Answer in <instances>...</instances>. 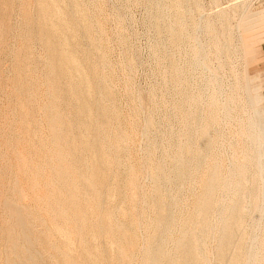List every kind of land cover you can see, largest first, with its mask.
<instances>
[{
  "label": "bare ground",
  "instance_id": "bare-ground-1",
  "mask_svg": "<svg viewBox=\"0 0 264 264\" xmlns=\"http://www.w3.org/2000/svg\"><path fill=\"white\" fill-rule=\"evenodd\" d=\"M5 1L6 2L0 0V7L2 10L7 6L9 7L11 0ZM150 1L153 4L150 6L151 14L148 17L153 27L158 31V33H155L161 36H167V40L174 41L175 44L173 43V45H176L178 49L181 48L182 44H187L184 42L188 40H186V38L195 27H190L189 24H186L188 21L186 20V9L189 8L188 6H191L189 3L190 1L157 0L158 3H154L152 0ZM34 2L35 9L32 8L33 10L31 11L25 10L27 12L29 11L27 16L30 17H28L29 19H25L26 21L21 24L28 25L32 23V25H34L33 23L37 21L39 24L35 23L39 25V32L37 33L36 30L34 31L36 34H30L26 31L25 26H20L19 24L20 31L18 33L22 35L21 38L19 37L20 40L23 37L25 40L37 42L42 47L41 50H44V53L43 56L40 54V57L34 58L35 60L30 64H27L28 61H30L29 59L27 63L24 59V61L18 63V67H28L27 71L31 75L40 73L43 87L40 89L35 87V89L33 85L26 86L27 84L24 85L23 82L25 79L22 81L19 76L16 77V80L14 79L16 81H14L15 86H13L15 90L12 93L20 94V96L22 95L23 97L21 98L26 99V101L33 99V96L39 93V91L45 92L44 94L48 96L46 99L47 101L45 100L46 102H44V107H42L47 113H45L47 115L46 120L43 121L42 124L44 128L49 130V132L46 130L48 132L47 140L43 139V135L38 136L35 134L34 136L37 139L38 147L48 149L49 151V154L47 153L48 151L45 153V160H42L43 162L40 164L41 168H43L46 173L41 171V176L38 177V188L50 194L49 197H44L47 198L45 207L50 209V219L56 223L65 222V220L68 219L74 230L83 233L84 245L81 244L79 250H76V241L73 239L74 237H71L70 231L66 233L63 231L64 233H62L60 230L61 227L59 228L58 225L56 228L48 227L43 230L42 233H38V229H35V224L43 223L45 217L37 213V210L29 211L27 209L26 205L22 202L23 192L20 178L15 176L13 177L14 182L12 186L6 187L5 185H1L0 187V193L1 196L3 195L2 198L4 200V202H2L4 203L3 205H5L3 208H5L4 210L7 213V215L5 214L4 216L6 224L1 229L3 237L0 242V264H47L45 255L40 250V243L52 247L51 254L56 258L58 256L65 257L64 261L57 260L56 264H133L135 256V244L133 239L137 235V229L134 230V227H136L134 225L136 223L134 220L131 221L130 218L121 221L118 217H120V215L129 217L128 214H130L129 211L135 199L131 197L129 193L124 194L126 191L123 189L124 186L118 185L119 181H117V183L115 182V180H121V178H133L135 176V171L133 170L135 165L132 161L133 158H131L132 152L130 153L132 146L123 142L124 136L127 135V127L123 124L125 115L121 108L122 106L120 107L118 103L119 100L117 101L118 96L115 98V87H112L110 84V75L114 76V72L107 70L109 66V60L107 61L108 55L104 52V45L101 44L104 31H100V33L96 35L92 34V30L95 29L96 23L99 22V18H97L95 14L91 16L89 12L91 10L90 6L98 9H102L103 7L100 4V0H35ZM66 8L69 10V17H67L68 12L65 13V11H67ZM34 12L36 14L32 16L30 13ZM169 18L170 20L173 19V22L177 21L178 24L174 27H168L167 24H170L168 23ZM225 18L223 22L225 24L224 26L227 28L229 20ZM146 19L148 20V18ZM3 22L6 23L7 19L6 22L5 19ZM209 26H211V24ZM212 26L214 28V24H212ZM36 27L37 26H35V29H37ZM33 28L32 30H35ZM241 29L238 33V37L242 43V48L237 47L244 58V71H232L235 80L232 83L229 82L230 92L227 93L229 95H226L227 98H225L226 102L231 100L232 102L229 101V103H234L236 106L229 108V104H225L223 99L225 95L222 96V93H224L222 92L224 83L219 77L220 74L217 72L213 73L215 85H209L212 86V90H214L210 91L207 98V103L209 104V107H207V114L205 113L206 110L203 109V98H201V94H198L199 91L188 90L185 101L191 103L194 109L182 123L183 131H181L184 132L185 139L180 140L176 144L177 146L172 153L165 152L164 156L161 157L162 159L158 162L155 161L156 165L150 168L149 176L153 178V190L156 191L157 198L153 197L156 198V200L151 203L153 208H150L151 211H148L149 213L147 214L149 226H153V229L151 228L153 233L151 236L148 235L147 245L146 247L144 246L145 253L146 251H148V255L150 253V263L146 261L147 263L144 264H211V256L215 257L219 264H263L264 96L260 84L258 83V85L255 83L258 79V71L255 68L256 57L254 50L246 46L247 34L243 28ZM2 36L0 35V37ZM4 38L6 39V37ZM162 38L166 39V37ZM168 38H170V40ZM197 43L195 40V43L191 44L194 49L193 56H186L188 58L184 60L186 61L185 64L187 63L193 70L204 65V60L206 59L205 49L207 46L198 45L200 42ZM191 45L189 44V46ZM6 46L7 48L5 47L3 50L14 54L13 47L9 48V44ZM222 48L221 51L218 50L220 52L217 53V57H223V54H225L224 52L228 51L227 49V51L222 52ZM27 49L32 51V48ZM125 49L127 48L125 47ZM189 49L191 50V48ZM231 51H228V53ZM28 53L29 52L26 54L28 55ZM18 58H21V56ZM175 58L176 57H174L173 61L171 60L174 77L179 69V65L176 64L177 61ZM18 75L21 74L19 73ZM186 79L184 78V80ZM26 82L27 81H25V83ZM224 94H226V92ZM132 96L134 97V95ZM16 99L15 97V101ZM17 102L22 103L24 101L18 100ZM230 106H232V104ZM30 109L32 110V108ZM22 111L18 112L14 117L18 122H22V127L16 129L13 128L12 125V135L10 134V137L7 136L9 139L3 138L7 143L9 140L16 138V131L27 130L28 121L29 123L35 121L33 119L27 120L26 117L23 118L22 115L24 111L23 113ZM33 111L34 110H32V112ZM222 112H224V120L230 122L234 117L240 120H238L239 129L237 128L235 135L241 136V142L243 143V147H240L239 150L234 148L233 155L231 156L232 159L228 157L229 160L226 161L228 162L227 166H225L226 164L224 165L225 161L223 159L222 162L224 163L221 162V158H219L217 152L226 145L230 146L234 143H226L224 139L222 142L220 141L221 143L219 145L218 139H221V137L224 138L225 136H223V134H225V128H222V121L220 122L222 118L219 119V116H222ZM35 119L39 122V119ZM8 125L10 126V124ZM161 129L162 128H160V131H162ZM36 130L38 132L37 128ZM160 131L158 128V132ZM165 133L167 134V131ZM155 138L157 137L155 136ZM237 139L239 138H236V140ZM12 145L14 144L12 143ZM22 146L24 147L23 144ZM236 146L238 147L239 144H236ZM29 148H31V146ZM226 152L227 151H225V153ZM152 157L149 155L150 160ZM170 161L174 163L172 168L168 167ZM32 165L34 164L32 163ZM186 167L190 169L188 170ZM169 174H171V178H168ZM8 177H11V174ZM2 180L5 181V179ZM191 180L198 181L199 183H197L200 184L199 187L204 189L201 196L196 199V202H193L194 209L191 210V213H194V220L189 222L188 218L185 219V216L182 215V217H178L177 219H173L171 216L173 220L171 221L169 219L171 222H166L167 218L170 216L169 213H172L171 210L173 207V202H171L172 200L170 201L171 198H169L170 193H168L171 183L184 192L187 182ZM4 181H2V184ZM136 188L137 185L135 184V189ZM171 197L174 196L171 195ZM86 198L88 201L85 202L84 200ZM122 198L127 199L128 202L123 203ZM147 201L149 202L151 200ZM91 204L95 206L92 209L90 208ZM178 207L180 209L178 211L184 214V208L181 207V205ZM217 214L222 215V218H224L220 220L219 223L217 221L218 224L215 223V219L218 217ZM189 216H191V214ZM34 220L37 223H34ZM95 220L99 224L97 231L98 235H101L102 238L101 242L98 244H96V242L94 243V240L92 241L94 238H92V232H89L91 225H95ZM113 220H115L114 230L113 232H109L108 226L106 225H111ZM132 230L134 231L133 238V233H130ZM58 231L61 232H59L58 235H62V237L59 236L61 237V239H59L61 242H57L56 239H51V236ZM94 233L95 232H93V234ZM170 244H172L171 247ZM171 248L174 254L177 255V258L172 254Z\"/></svg>",
  "mask_w": 264,
  "mask_h": 264
},
{
  "label": "rangeland",
  "instance_id": "rangeland-1",
  "mask_svg": "<svg viewBox=\"0 0 264 264\" xmlns=\"http://www.w3.org/2000/svg\"><path fill=\"white\" fill-rule=\"evenodd\" d=\"M3 1L6 2L5 0H3ZM34 1L35 0H11L10 1L11 6L9 5V7L7 6L3 10L0 7V9L2 10V11L0 10V35L1 36L4 35V36H2L3 38L0 37V67H1L0 68V84H1L0 85V138H1L0 139V187H1V185H5L6 187L12 186L13 182H14L13 177H15V176L19 177L22 192H23L22 202L26 205V207L29 211L37 210V213H39L41 216L44 215L43 217H45V221L43 223H40V224L35 222V220H34V223L38 224V225L35 224L36 225L35 229L36 230L38 229L37 232L42 233L43 230H45L46 228H48V227L56 228L58 225L59 228L61 227L60 230L62 231V233H64V232L66 233L67 231H70L71 237L72 238L74 237L73 239L76 241L75 242V248H76V250H79V248H80L79 246L81 244L84 245L83 233H81V231L74 230L68 219L65 220V222H58V223L51 220L50 214H49L50 209H47L45 207V205H46L45 202H46L47 198H44V197H49L50 194H48L47 191L44 192L38 188V186H39L38 177L41 176L40 175L41 171H44V173H46V171L43 168H41L40 164L43 162L42 160H45V153L48 151V149L39 148L37 145V139L34 136H35V134H37L38 136L43 135V139L47 140V135H48L49 130H47L46 128H44V126H42L43 121L46 120V116H47L46 114L47 113H46L45 109H43L42 107H44V104H45L44 102L47 101L46 99L48 98V96H47V94H44L45 92L39 91V93L36 94L37 96L35 95V96H33V99H31L30 101H28V100L26 101V99L21 98V97H23L22 95L20 96V94H13L12 93L15 90V87H13V86H15L16 77H19V76L22 79V81L25 79L23 82H24V85L27 84L26 86H32L33 85V87L34 88L36 87L37 89H40L43 87L42 86L43 81L41 79L42 77H41L40 73L32 74L33 75L32 76L27 71L28 67H18V63H21L22 61H24V59L26 60V63L29 59L30 61H28L27 64H30L33 60L40 57V54L43 56V53H44V50H41L42 47L37 42L25 40L23 37L20 40L22 35L20 33H18L20 31V28H19L20 26H25L26 31L30 34H34V33L36 34V32L37 33L39 32V25H37V24H39V22H37V21H35L37 24L34 22L33 23L34 25H32V23H30V24H28L29 26L25 25V24H23V25L21 24L24 21H26L25 19H29L28 17H30V16H27V13L29 11L33 10L32 8H34V3H35ZM138 1L137 0H100V4L103 8L101 7L102 9H98L96 7L93 8V6H90L91 10H93V11L90 10L89 12H90L91 16H93L95 14V16L97 15L96 17L99 18L98 19L99 22L96 23L95 29L92 30V34L96 35L97 33L99 34L100 31H104L103 32V34H104L103 38L101 39V44L104 45L103 46V48H105L104 52L108 55L107 61L109 60L108 61L109 66H108L107 70L114 72L113 73L114 76L110 75L111 81L110 80L109 81H110L111 86L115 87L114 88L115 98H117V96H118L117 101L119 100L118 103H119L120 107L122 106L121 108L123 109L124 115L126 116V117L124 116V120H123L124 123L123 124H124V126L127 127V129H126L127 135L124 136L123 142L126 143L127 145L132 146L130 149L131 150L130 153L132 152L131 158H133L132 161H133V164L135 165L133 167V170L135 171V176L133 178L132 177H127V178L125 177V179L121 178V180L120 179L115 180L116 183H117V181H119L118 185L125 187V188L123 187V189H125V191H126V192H124V194L129 193L131 195V197H133L135 199V201L133 202V205H132L133 208L132 207L130 208V211H129L130 214H128L129 217H127V216L124 217V215H120V217H118V219L121 221H125V219L127 220V218H130L131 221L134 220V222L136 223L134 225L136 227H134L135 229L134 228L133 229L134 230L137 229L136 234L138 236L137 235L135 237L133 236L134 235L133 230H132V232H130L131 234L133 233L132 238L134 237L133 241H134V244L136 245V246L134 245L135 256H134L133 264H144V263H147L150 261V256H149L150 253L148 255L147 254L148 251H146V253H145L144 249L147 245L146 244L147 238L149 236H151L153 233V230H151V228L153 229V226H149L150 224L148 222V217H147L148 215L147 214L151 211L150 208H153L152 207L153 205H151V203L155 202V200L157 198L156 191L153 190L154 189L153 188V186H154L153 185V178L151 176H149L150 168L153 165H156V162H158L160 159H162L161 157L164 156L165 152L172 153L177 146L176 144L180 140L185 139L184 132H182L183 131L182 130V123L186 119V117L189 116L191 111H193V109H194V106L191 103H188L187 101H185L186 100L185 96H186V93L188 90H196V91L198 90L199 91L198 94H201L200 96H201V98H203L202 105H204V107L203 106L202 107H203V109L206 110L205 113L207 114L208 113L207 107H209V104L207 103L208 102L207 98H208L210 91L214 90V89L212 90V86L215 85V82H214L215 79L213 78V73L217 72L218 74H220L219 77L221 78L222 82L224 83V85H223L224 87L222 88V90H223L222 92H224V93L226 92V94L222 93V96L225 95V96H223L225 104H229L228 105L229 108H233L234 106H236V105H234V103H231L232 106H230L231 104L229 103V101H231V100H228L227 101L228 103H227L225 98H227V96L229 95L227 93L230 92V83H232L235 80V76H234V74H232V71H234V70L239 71V72L244 71L243 70L244 65H245L244 64V58H243V55L240 54L241 52H239V48H242V43L238 37V33L240 32L241 28H243L247 34L246 46L248 48L251 47L254 50V54L256 57V63H255L256 67L255 68L258 71V79L256 80L255 83L260 84V87L262 88V94L264 96V0H189L190 1L189 3L191 6H188L189 8L186 9V20H188L186 22V24H189L190 27L191 26L192 27L195 26V27H194V30L188 35V37L189 38L191 37V38L190 39L188 37L186 38V40L187 39L188 40L185 41L184 43H187V44H182V46L180 48L181 50L178 49V47L176 45H173V43L175 44V42L170 40V38H168L170 40V41H168L167 36H165V35L161 36L159 34H156V33H158V31L153 27V25L151 24V20L148 17L151 14L150 6L153 3L150 0H138ZM152 1L154 3H158V1H162V0H158V1L152 0ZM119 2L121 5L119 4ZM30 5H31V7H30ZM95 8L97 9V11ZM239 9H241V10H239ZM25 10H29V11L27 12ZM66 10L67 11L64 10L65 13H67L69 11L68 8H66ZM94 10H95V12H94ZM187 10H188V12H187ZM19 12H21V13H19ZM97 12H99V13H97ZM100 12H102V13H100ZM24 14H26V15H24ZM30 14L33 16V14L35 15L36 13L34 12V13H30ZM18 15L20 18L18 17ZM64 15H67V14H64ZM69 15H70V13L68 12L67 17H69ZM223 17L224 18L226 17L225 19L229 20V24H228L227 28L224 26L225 24L223 22V19H224ZM146 18H148V20ZM4 19H5V22L7 19V22H6L7 24L3 22ZM169 20H170V18H169ZM169 20H168V23H170V24L169 25L167 24L168 27H171V26L174 27L175 25L178 24L177 21L173 22L174 21L173 19H172L173 21L172 20L169 21ZM19 24H20V26H19ZM210 24H211V26H209ZM212 24H214V28H213ZM150 25H152V26H150ZM35 26H37L36 27L37 29H35ZM30 27H31V29H30ZM32 28L35 30H32ZM208 29H210V30H208ZM164 30H165V28H164ZM34 31H36V32H34ZM225 33H226V37H225ZM230 34H231V36H230ZM157 35H159L160 37ZM227 35L229 37V40H228ZM4 37H6V39ZM162 37H166V39H164ZM125 39H126V41H125ZM14 40H15V42H14ZM195 40H196V43L200 42L199 44L197 43L198 45H201V46L206 45L207 47L205 49V52H206L205 58L206 59L204 58L205 59L204 65H201L200 68L193 70L189 65H187V63L185 64L186 61H184V60H185V58L187 59L188 57L193 56L194 49H193V46L191 44L195 43ZM238 41H239V43H238ZM249 41H251V42H249ZM166 42H167V44H166ZM31 43H32V45H31ZM5 44L6 45L9 44V46H8L9 48L13 47L12 49L14 50L13 51L14 54L10 53V52H5V50H3V49H5V47L7 48V46ZM189 44L191 46H189ZM227 44H228V47H227ZM127 46H129V47H127ZM163 46H165V47H163ZM125 47L127 49H125ZM225 47H227V48H225ZM27 48H29V49L32 48V51L28 50ZM189 48H191V50ZM221 48H222V52L227 51V49H228V51L232 50L231 51L232 53L231 52L228 53V51H227V52H224L225 54H223V57L222 56L217 57L216 55L218 52L221 51ZM218 50H220V51H218ZM174 51H176V52H174ZM178 51L181 53H179ZM27 52H29L28 55L26 54ZM188 52H189V54H188ZM5 53H6V55H5ZM16 54H19V55H16ZM179 54H181V55H179ZM9 55H10V57H9ZM241 55H242V57H241ZM13 56H14V58H13ZM17 56L18 57L21 56V58H18ZM23 56H24V58H23ZM29 56L31 59L29 58ZM128 56H129V58H128ZM186 56H188V57H186ZM174 57H176L175 58V60L177 61L176 64L179 65V67H178L179 69L177 71L178 73H176L175 77L173 76L172 67H171V63L174 60ZM227 57H228V59H227ZM15 58H17V59H15ZM180 58H182V59H180ZM224 59L228 60V61H225ZM130 60H132V61H130ZM222 61H223V63H222ZM224 62H227V63H224ZM16 63H17V65H16ZM161 63H162V65H161ZM222 64H224V65H222ZM225 66L228 68H226ZM17 67L20 69H18ZM182 68L184 71L182 70ZM218 69H220V70H218ZM214 70H216V71H214ZM19 73L21 75H18ZM27 76H29V77H27ZM171 76H173V77H171ZM182 76L185 79L186 78L187 79L184 80V78ZM2 78H4V79H2ZM25 81H27V82L25 83ZM201 82H202V84H201ZM210 82H212V83H210ZM209 85H212V86H209ZM224 88H225V90H224ZM13 95H15V96H13ZM132 95H134L135 98ZM15 97L17 98L16 101H15ZM205 97H206V99H205ZM7 99H8V101H7ZM18 100H21L24 102L19 103V102H17ZM17 104H18V106H17ZM22 104H24V105H22ZM23 106H25L26 108ZM30 108H32V110H34L33 111L34 113L32 112V110ZM28 109H29V111H28ZM180 109H182V110H180ZM22 110L24 111V114H25V115L24 114L22 115L23 118L26 117L27 120L33 119L35 121H31L30 123L28 121L27 124H28L29 130H28V128L25 131L22 130L23 134L25 133L24 135L22 134L21 130L16 131L17 132V134L15 135L16 138H14L13 140H9L7 143V141L6 140L4 141L3 138L9 139L8 137H10V134L12 135L13 128L17 129L18 127H22V122H18L14 118L18 114V112H20ZM23 111H22V113H23ZM28 113L29 114L31 113V114L29 115ZM35 113H36V115H35ZM223 113L224 112H222V116L221 115L219 116V119L222 118V120L220 119V122L222 121V125L224 126V127L222 126V128H225V134H223V136L224 135L225 136H224V138L221 137L222 140L218 139L219 145L224 139H225L226 143H230V144L234 143V144L230 145V146L226 145L224 148L219 150L217 152V154H218L219 158H221V162L224 160L225 163L224 162H222V163H224V165L226 164L225 166H227L228 162H226V161H228L230 158L232 159L231 156L233 155L232 153L234 151V148L236 150H239L240 147L241 148L243 147V143L241 142V136L235 135V131L238 128V122L240 120L237 117H234V119H233L234 121L231 120L230 122L227 120H224L225 118H224ZM35 118H37V120L39 119V122H37ZM219 119H218V121H219ZM32 122H35V123H32ZM8 124H10V126ZM12 125H13V128H12ZM225 125H226V127H225ZM9 127L12 129H10ZM8 128L10 129V131ZM36 128L38 129V132H37ZM39 128H40V130H39ZM158 128H159V131H160V128H162L161 129L162 131L158 132ZM1 129H2V131H1ZM146 131H148L149 134ZM166 131H167V134L165 133ZM44 133H45V135H44ZM4 134H5V137H4ZM155 136L158 139L155 138ZM236 138H239V139L236 140ZM149 140H150V142H149ZM14 141H16V142H14ZM160 142H162V143H160ZM12 143L14 145H12ZM156 143H159V144H156ZM241 143H242V145H241ZM22 144L24 145L25 148L22 146ZM236 144L237 145L239 144V146L237 147ZM160 145H162V146H160ZM30 146H31V148H29ZM10 147H12V148H10ZM150 147H151V149H150ZM156 149H158V150H156ZM225 151H227V152L225 153ZM161 152H162V154H161ZM47 153L49 154V151ZM151 154H153V155H151ZM43 155H44V157H43ZM149 155H150V157L153 156L151 158V160L149 159ZM30 156H31V158H30ZM134 156H135V158H134ZM228 157H229V159H228ZM32 163L34 165H32ZM168 164H169L168 167H170V168H172L174 166L173 161L172 162L170 161ZM11 165H13V166H11ZM186 166L189 167L188 165H186ZM187 167H186V169L189 170L190 168H187ZM38 170H39V172H38ZM27 171H29V172H27ZM170 171H171V169H170ZM8 172H9V174H8ZM10 174H11V177H8ZM6 177H7V179H6ZM168 178H171V174H169ZM2 179H5V181ZM123 179L126 181H124ZM128 180H129V183H128ZM2 181H4L3 184H2ZM197 182L198 181H196V180H191V181L187 182L186 188L184 189V192H182L183 190L181 191L180 189H178L177 186L172 185V183L170 185L171 187H169V190L167 188L168 193H170V197L169 196L168 197L171 198L170 201L172 200L171 202H173L172 203L173 207L171 210L172 213H169L170 216L168 215L170 218L168 217L166 222H171L173 219H177L178 217H182V215L185 216L184 217L185 219L188 218L189 222H192L194 220V218H195L194 213L193 212L191 213V210L194 209V205H193L194 203L193 202H196V199H198V197L201 196V193H203V191H204V189L199 187L200 186V184H198L199 182L198 183ZM135 184L137 185L136 189H135ZM199 190H200V192H199ZM171 191H172V193H171ZM171 195L174 197H171ZM2 197H3V195L1 196V193H0V203H1L0 204V242H1V239L3 237L1 229L6 224V221H4L5 220L4 216H5V214L7 215V213L4 210L5 208H3L5 205H3L4 200ZM41 197H43V198H41ZM153 197H156V198H153ZM1 198H2V200H1ZM173 199L175 202L173 201ZM122 200H123V203L128 202V200L125 198H122ZM147 200H151V201L148 202ZM84 201L85 202L88 201L87 198ZM149 204H150V206H149ZM176 205H178V206L181 205V207L184 208V211H185V212L183 211L184 214H182V212L178 211L180 209ZM94 207H95L94 204L90 205L91 209ZM173 209H174V211H173ZM189 213L191 214V216H189L190 215ZM145 214H146V216H145ZM180 214H181V216H180ZM217 215H218V217H216L215 223H217V221L219 223L220 220L224 219V218H222L223 217L222 215H220V214H217ZM171 216L173 219H171ZM132 218H134V219H132ZM220 218H222V219H220ZM33 219H34V217H33ZM169 219L171 221H169ZM114 222H115V220L112 221L111 225H109V224L106 225V226H108L109 232H113ZM94 224H93L94 226L91 225L89 232L90 233L92 232L91 233L93 235L92 238H94V239H92V241L94 240V243L96 242V244H98L101 242L102 238H101V235H98L97 231H98V225L99 224L96 222V220L94 221ZM54 225H55V227H54ZM165 225H166V223H165ZM92 230H94V231H92ZM59 232L60 231L54 233L51 236L52 237L51 239H56L57 242H61L59 239H61L62 235H60V234L58 235ZM93 232H95L96 234L95 233L93 234ZM94 235H96V236H94ZM59 236H61V237H59ZM77 245H78V247H77ZM171 246H172V244H170V247ZM51 248L52 247L48 246L47 244L45 246V244L40 243V250L45 255L46 263L47 264H56L57 260L64 261V259H65L64 256H58L57 258H59V259H57L53 254H51L52 253ZM172 254L175 256V258H177V255L174 254L173 249H172ZM210 259L212 260L211 264H219V262L215 259V257L211 256ZM88 264H92V263H88ZM263 264H264V261H263Z\"/></svg>",
  "mask_w": 264,
  "mask_h": 264
}]
</instances>
